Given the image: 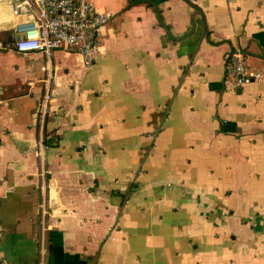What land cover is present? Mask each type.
<instances>
[{
	"label": "crops",
	"instance_id": "0c3cea01",
	"mask_svg": "<svg viewBox=\"0 0 264 264\" xmlns=\"http://www.w3.org/2000/svg\"><path fill=\"white\" fill-rule=\"evenodd\" d=\"M190 1L94 0L101 53L54 51L43 123L0 1V264H264V0ZM237 49L263 78L228 90Z\"/></svg>",
	"mask_w": 264,
	"mask_h": 264
},
{
	"label": "built area",
	"instance_id": "2783aa9c",
	"mask_svg": "<svg viewBox=\"0 0 264 264\" xmlns=\"http://www.w3.org/2000/svg\"><path fill=\"white\" fill-rule=\"evenodd\" d=\"M10 3L15 21V50L27 56L32 52L43 55L41 78L44 93L41 106V123L46 117L48 104L53 97L55 80L53 54L62 49L81 55L84 64L91 67L101 53L103 31L111 18L110 13L97 10L94 0H0ZM263 78V73L252 69L241 50H231L226 56L225 88L236 90ZM39 154L51 146L40 137ZM45 213V212H44ZM45 248L40 249L41 262Z\"/></svg>",
	"mask_w": 264,
	"mask_h": 264
},
{
	"label": "trees",
	"instance_id": "16d2710c",
	"mask_svg": "<svg viewBox=\"0 0 264 264\" xmlns=\"http://www.w3.org/2000/svg\"><path fill=\"white\" fill-rule=\"evenodd\" d=\"M43 139L46 144H48L49 146H52V145L57 144L60 138L56 135L44 134Z\"/></svg>",
	"mask_w": 264,
	"mask_h": 264
},
{
	"label": "water",
	"instance_id": "95a60500",
	"mask_svg": "<svg viewBox=\"0 0 264 264\" xmlns=\"http://www.w3.org/2000/svg\"><path fill=\"white\" fill-rule=\"evenodd\" d=\"M131 1H133V0H131ZM186 1H188L189 3H191L197 10H200L195 4H193L190 0H186ZM242 53L243 54H248V52L246 51V50H242Z\"/></svg>",
	"mask_w": 264,
	"mask_h": 264
}]
</instances>
